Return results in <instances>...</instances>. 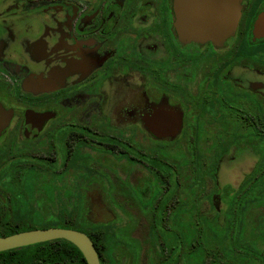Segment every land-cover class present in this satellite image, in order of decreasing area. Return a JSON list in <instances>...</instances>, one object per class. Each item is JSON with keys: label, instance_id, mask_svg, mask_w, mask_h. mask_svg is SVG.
Returning <instances> with one entry per match:
<instances>
[{"label": "flooded vegetation", "instance_id": "1", "mask_svg": "<svg viewBox=\"0 0 264 264\" xmlns=\"http://www.w3.org/2000/svg\"><path fill=\"white\" fill-rule=\"evenodd\" d=\"M0 122V236L103 208L141 224L145 264H264V211L192 209L193 171L215 200L222 166L248 160L241 186L264 193V0H241L217 43L182 40L174 0H0ZM31 245L0 264H32Z\"/></svg>", "mask_w": 264, "mask_h": 264}, {"label": "water", "instance_id": "2", "mask_svg": "<svg viewBox=\"0 0 264 264\" xmlns=\"http://www.w3.org/2000/svg\"><path fill=\"white\" fill-rule=\"evenodd\" d=\"M174 12L182 40L217 43L233 33L241 15V0H174ZM54 239H66L76 245L87 264H101L91 237L74 228H37L0 236V251Z\"/></svg>", "mask_w": 264, "mask_h": 264}, {"label": "rangeland", "instance_id": "3", "mask_svg": "<svg viewBox=\"0 0 264 264\" xmlns=\"http://www.w3.org/2000/svg\"><path fill=\"white\" fill-rule=\"evenodd\" d=\"M225 167L227 166L223 165L218 174L219 187L217 188L219 189V191L215 197V200H209L207 198L209 191H211V189H214L215 186H211L209 182L208 187L201 188V193L198 198L201 199V202L203 201V205L201 204L202 210L224 211L229 207L227 196H231L232 194H234V196L240 195L241 184L245 182L249 175L248 160L241 163H233L232 165L230 164L227 168ZM35 188L36 186L33 187V197L42 194L39 188L38 190L37 188ZM49 199L50 197L48 196V200ZM32 202L36 210L40 212L42 211V214L44 216H46L47 214L43 212L44 210H47L48 213L54 212L55 210V208L43 209L41 204L34 201V199L32 200ZM48 203L50 204V206H52L51 202ZM248 210L258 211L253 208ZM101 211L102 216H90L88 218L80 220L85 222L88 227H90L91 224H107L110 226V231H112L113 233V256L117 264H145V262L148 263L149 258L148 256H146V250L143 246V243L139 241V238L141 237L139 230H142L141 224L137 223L135 219H131L130 223V219L124 216H120V213H117V217H112L113 214L111 216L107 212V210L105 211L102 208ZM261 211H264V209L262 208ZM46 218L44 217L40 219V221L44 222ZM221 221L223 220L221 219ZM241 221L244 222V220ZM258 222L261 224L260 227L262 228H259V230L261 231L263 230L264 218L259 219ZM127 224L129 225L127 226ZM131 225L132 227H130Z\"/></svg>", "mask_w": 264, "mask_h": 264}, {"label": "trees", "instance_id": "4", "mask_svg": "<svg viewBox=\"0 0 264 264\" xmlns=\"http://www.w3.org/2000/svg\"><path fill=\"white\" fill-rule=\"evenodd\" d=\"M193 179L196 180L195 183H193L192 189H193V210H200L202 208L201 206V199H199V195L201 193V185H199V182H201L202 179H204L205 175L201 171L194 172ZM207 177L213 178L212 171L209 172V175ZM241 193L238 196H234L232 194L231 196H227V202L229 203V207L227 210L229 211H246L248 209H255L258 211H261V209H264V193H263V187H255L248 186L247 184H244L241 186ZM253 189H255V197H253ZM262 195V196H261ZM210 196V194H208ZM252 197V198H251ZM210 198V197H209ZM254 198V199H253ZM211 200V199H210ZM256 204V205H255ZM241 220H244L242 222ZM202 221V220H201ZM206 226L208 227H218L219 224L216 223V219H206ZM238 225L239 227H246L248 226V219L239 217L238 219H232L228 218L226 222L224 223L225 227H234ZM64 227H70L82 230L86 232L93 240L96 242V236L102 232L101 228L102 225L100 224H91L90 227H88L87 224L83 221H79V223H76L72 220H67L64 224ZM193 228L203 226L202 224H199L197 222L192 224ZM195 234V233H194ZM193 234V241L194 237H196V242H200L199 237L200 234L197 233L196 235ZM233 234L232 232L230 234H225L224 232L218 235H214L213 238L215 242H218L223 245V248L225 250V246L228 243H233L232 240ZM31 249V259L32 264H42L39 263L40 261H44V264H55L57 262H61L62 264H87L86 259L84 258V255L80 251V249L74 245L72 242L66 240V239H54L44 242H39L32 244L30 246ZM244 251H246V248H243ZM199 246H197V250L193 251L197 254L198 259L200 258L199 254ZM11 250L3 252V256L7 259H12L13 255L10 253ZM227 256V255H226ZM21 258H24L23 254L20 255ZM228 257V256H227ZM225 258V257H222Z\"/></svg>", "mask_w": 264, "mask_h": 264}]
</instances>
